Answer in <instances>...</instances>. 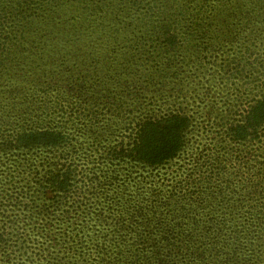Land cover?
Returning a JSON list of instances; mask_svg holds the SVG:
<instances>
[{
	"label": "trees",
	"instance_id": "1",
	"mask_svg": "<svg viewBox=\"0 0 264 264\" xmlns=\"http://www.w3.org/2000/svg\"><path fill=\"white\" fill-rule=\"evenodd\" d=\"M233 1L0 0V128L4 127L0 151L19 153L41 147L63 153L72 147L76 151L73 132H65L58 125L30 128L23 122L33 95L56 92L60 101L67 91L62 85L61 89L47 79L35 77L37 73L32 69L38 68V57H33L25 46L35 31H80L82 35L87 31H111L113 35L115 31H150V39L142 35L135 40L143 46L142 55L160 48L170 70L187 59L211 60L219 52L221 43L232 46L237 41L244 42V33L250 31L253 38L248 40L253 42L252 49L247 44L239 52L232 51L228 59L234 61L231 65L234 67L228 73L237 80L247 78L255 95L248 101L245 98L247 102L234 103L230 114L224 116L226 119L219 118L220 138H216L218 144L227 140L228 144L241 148L249 140L260 142L264 135V0ZM211 31L233 33L225 42L219 33L216 36ZM89 43L80 42L74 51L81 65L92 60V51L83 54V48L92 45ZM83 68L86 69L81 67L78 71L79 81L68 83L67 88L77 98L80 96L76 111L82 112L84 122L98 125L105 119L102 117L105 106L111 108L115 96H107L104 103L98 95L94 97L92 92L102 89L95 83L91 92L92 84L89 87ZM81 80L85 82L80 83ZM88 93H92L90 100L86 97ZM27 103L22 113H16V106ZM88 103L101 107L93 112ZM86 106L90 110H85ZM191 116L178 110L142 119L133 141L108 147L100 155L105 160L101 163H107V173L102 171L100 176L88 174L78 178L73 152L68 153L70 160L64 157L59 168L44 174L45 185L62 195L68 196L79 180L87 186L82 187L89 195L86 201L74 198L80 203L74 208L76 217L83 215L85 225L69 221V231L76 237L66 239L69 243L64 247L70 256H64L65 259L74 258L73 264H264V187H253V192L260 194L262 200L256 199L253 203L240 198L234 206L232 200L247 188L235 187L231 178L228 187H221L219 178L218 184L215 181L211 184L212 179L205 175L208 165L201 162L209 161L208 156L213 158L210 153L196 156L182 169V176L173 177L161 184L163 187H137L143 181L156 184L159 176L153 175L154 171L166 172L183 157ZM263 147L264 144L254 150ZM240 154L235 163L247 160L255 165L256 155L248 161L250 150L243 149ZM122 162L131 169L124 175L118 172ZM134 166L148 169L136 182L131 176ZM224 172L225 169L217 170L220 178ZM5 230L0 224V247L6 244Z\"/></svg>",
	"mask_w": 264,
	"mask_h": 264
},
{
	"label": "rangeland",
	"instance_id": "2",
	"mask_svg": "<svg viewBox=\"0 0 264 264\" xmlns=\"http://www.w3.org/2000/svg\"><path fill=\"white\" fill-rule=\"evenodd\" d=\"M233 2L243 3L250 0ZM231 11L233 12L232 8ZM231 32L233 33L211 31L216 33V36L219 33L221 41L225 42ZM244 34V42L237 41L232 46L221 43L219 52L214 53L211 60L187 59L185 63H178L170 70L160 48L154 49L156 52L151 49L147 55H142L143 46L137 44L135 40L142 35L150 39L152 35L150 31L117 33L115 31L114 35L111 31H87L86 35H82L80 31H35L25 46L29 47L28 51L33 57H38L39 66L32 69L41 76L36 74L38 80L47 79L58 88L62 89L63 86V89L69 91L71 88H67L68 83L78 82V71L85 67L83 72L87 73L86 81L89 87L92 84L91 92L95 83H99V89H102L100 92L95 90L96 93L93 91L94 97L98 95L104 103L107 96H115L114 104L111 108L105 106L102 112L105 119L98 125L84 122L86 118L81 115L82 112L76 111L81 102L79 95L77 98L72 94L74 91H66V95H62L60 101L57 100L56 92L39 93L29 98L30 105L27 103L16 106V113L18 111L22 113V109L28 105L26 120L23 122L30 125V128L58 125L65 132H73L72 135H76L73 140L76 151L74 152L72 147L65 153L46 147L19 153L0 151V224L6 228L7 237L6 244L0 247V264H73L74 258L72 260L64 258L70 256L64 245L69 243V240H66L69 236L76 237L69 231L71 227L69 221L82 224L85 221L83 215L76 217L74 208L80 204L79 202H83V199L86 201L89 198V195L82 191V187L87 186L79 180L78 185L68 196L62 195L45 185L44 174L47 175L54 168H59L61 161L65 160L64 157L70 160L71 152L74 153V162L77 163L78 178L88 174L100 176L102 171L107 173V163H101L105 160L100 159V155L107 151L108 147L133 141L137 124L148 116L159 117L178 110L189 112L192 115V125L183 157L177 159L166 172L164 169L154 171L153 175L159 176L156 178L159 181L156 184H145L143 181L137 187L155 185L163 187L161 184L168 183L173 177L182 176V169L192 159L208 152L213 158L208 156L209 161L201 162L208 165L205 175L212 179L211 184L214 181V184H218L219 178L220 186L228 187L231 178L235 187L247 188L246 191L240 190L241 194L232 200L234 206L240 198L250 199L253 203L256 199L262 200L260 194L253 192V187H264V147L257 151L254 149L264 144V135L262 134L260 142L254 143L249 140L242 148L234 146L233 143L228 144L227 140L219 144L217 142L220 138L217 134V130L220 131L217 123L219 118L230 114L234 103H244L245 98L248 101L255 95L254 88L245 80L247 78L237 80L228 73V69L234 67L231 66L234 61L228 59L232 56V51L239 52L240 49H245L247 44L250 49L253 47V42L248 40L253 38V35L250 31ZM101 40H105L103 44L100 43ZM84 41L92 43L83 48L85 49L83 54L92 51V60L87 63L82 61L88 64V67L86 64H80L74 52L79 48L80 42ZM105 46H110L115 51ZM149 58L151 60H148ZM124 59L126 61H123ZM83 82L85 81H80ZM107 86L109 89L106 90ZM92 93L86 96L88 100ZM100 99L97 102H100ZM46 102L48 105H45ZM88 107L95 112L101 105L88 103ZM88 107L84 109L90 110ZM2 131L4 127L0 128V140ZM212 147L214 151L217 149L215 153ZM243 149L251 151V159L248 160L250 162L256 155L254 166L251 165L252 162H246L247 160L235 163L239 160L237 157H241L240 151ZM118 168L122 175L127 173L128 168L131 170L130 165L123 162ZM218 169L222 171L225 169L221 178L217 174ZM132 170L131 176L135 182L140 179L143 172L148 171L141 166H134ZM77 190L81 194L76 193ZM74 198H79L80 201H74ZM235 231L233 228L232 232Z\"/></svg>",
	"mask_w": 264,
	"mask_h": 264
}]
</instances>
